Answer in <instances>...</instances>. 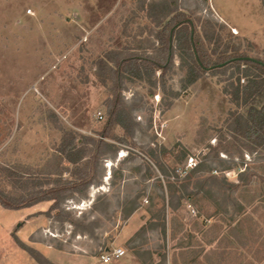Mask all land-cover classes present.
Wrapping results in <instances>:
<instances>
[{"label": "rangeland", "instance_id": "obj_1", "mask_svg": "<svg viewBox=\"0 0 264 264\" xmlns=\"http://www.w3.org/2000/svg\"><path fill=\"white\" fill-rule=\"evenodd\" d=\"M178 2L183 10L223 24L225 41L264 60V0ZM141 4L0 0L1 162L44 167L61 142V128L102 138L112 94L95 75L96 61L109 50L145 40L147 32H140L146 25L158 30ZM232 22L243 32L256 31L255 36H243ZM231 72H208L184 89L185 70L176 53L165 75V89L160 82L125 79L122 95L133 107L135 133L125 139L124 129L115 126L106 140L120 149L115 156L100 158L89 198L76 195L62 205L76 219L87 217L90 231L82 234L70 222L48 217L50 206L30 214L36 209L12 210L0 204V264H40L15 237L52 264H103L101 256L113 247L125 248L126 254L107 264L261 263L264 151L246 152L243 158L223 152L214 157L213 147L235 108L223 91ZM159 77L157 71L154 79ZM114 135L125 141L118 142ZM190 157L197 163L206 160L214 172L192 173ZM247 165L249 180L241 181L238 174ZM212 174L238 186H214L213 196L196 194V182ZM169 182L177 191L170 190ZM182 184L188 185L178 205ZM237 204L244 209L238 211Z\"/></svg>", "mask_w": 264, "mask_h": 264}, {"label": "trees", "instance_id": "obj_2", "mask_svg": "<svg viewBox=\"0 0 264 264\" xmlns=\"http://www.w3.org/2000/svg\"><path fill=\"white\" fill-rule=\"evenodd\" d=\"M140 2V9L158 30L154 31L146 25L140 32H147L145 40H138L137 44H128L121 49L109 50L96 61L95 75L103 85L108 86L112 94L107 101V121L102 138L95 139L61 128V142L44 167L34 168L21 162L0 161L1 206L18 210L51 201L50 208L45 212L48 217L70 222L76 227V232H89L92 224L85 223L87 217L76 219L62 205L76 195L82 199L89 198V190L98 178L100 158L108 153L115 156L120 149L116 143L106 140L115 126L124 129L125 139L134 135L136 122L133 107L126 103L122 95L125 79L135 78L152 85L160 82L165 89V75L174 65L176 53L180 58L181 68L185 70L181 80L184 89L208 72L226 74L232 69L230 81L223 91L235 108L229 111L225 130H222L217 146L213 147L214 157L218 158L223 152L243 158L246 152L258 154L264 151V60L255 57L252 58L256 60L247 59L251 56L241 51V45L232 43L231 40L225 41L222 35L225 28L223 24L197 16L194 11L183 10L178 0ZM124 31L127 32V24ZM150 36L155 40H150ZM157 71H160V77L154 79ZM79 138L82 139L81 143L78 142ZM114 138L118 142L124 140L117 135ZM232 168L227 167L228 170ZM161 169L169 176L162 165ZM214 170L205 160L197 163L191 172L213 173ZM248 172L247 165L239 172V179L248 181ZM67 173L70 177L65 176ZM207 184L209 188L206 189ZM187 185L182 184L178 205L184 198ZM214 186L220 190H233L238 184L230 182L226 177L220 178L212 174L204 181L196 182V194L205 191L213 196L216 193ZM169 187L170 190L177 191L174 183L169 182ZM136 208L137 206L132 210ZM243 209L242 204H237L238 211ZM15 240L38 263L52 264L35 248L18 237Z\"/></svg>", "mask_w": 264, "mask_h": 264}, {"label": "built area", "instance_id": "obj_3", "mask_svg": "<svg viewBox=\"0 0 264 264\" xmlns=\"http://www.w3.org/2000/svg\"><path fill=\"white\" fill-rule=\"evenodd\" d=\"M32 10L29 9V12ZM236 31L235 29H233ZM242 82H244V79H242ZM100 117H102V113H99ZM188 166L194 167L197 165V162H194V158L190 157L187 163ZM126 254V250L123 247H113V248H108L104 254L101 256V261L105 264L111 263L114 260H118L122 258Z\"/></svg>", "mask_w": 264, "mask_h": 264}, {"label": "crops", "instance_id": "obj_4", "mask_svg": "<svg viewBox=\"0 0 264 264\" xmlns=\"http://www.w3.org/2000/svg\"><path fill=\"white\" fill-rule=\"evenodd\" d=\"M232 25H233V27L234 28H236V30H238V32L240 33V34H242L243 36H245V37H247V36H252V35H254L255 33H256V31H251V32H243V30H242V28L240 27V26H238L237 24H234L233 22H232ZM251 33V34H250ZM255 36V35H254ZM41 203H43V202H41ZM51 204H52V202L51 201H45L44 203H43V205L42 206H40V208H39V205H40V203L39 204H36V205H34V206H31L30 208L31 209H33V210H35L34 212H32V213H30V214H33V213H36V212H43V208H46V206H51ZM48 210V209H47ZM46 211V210H45ZM103 264H105V263H103ZM259 264H264V260L261 262V263H259Z\"/></svg>", "mask_w": 264, "mask_h": 264}, {"label": "water", "instance_id": "obj_5", "mask_svg": "<svg viewBox=\"0 0 264 264\" xmlns=\"http://www.w3.org/2000/svg\"><path fill=\"white\" fill-rule=\"evenodd\" d=\"M247 59L256 60V59H254V58H252V57H247Z\"/></svg>", "mask_w": 264, "mask_h": 264}]
</instances>
